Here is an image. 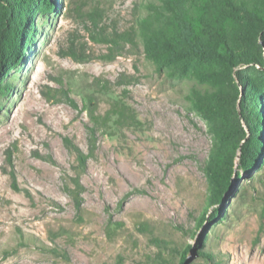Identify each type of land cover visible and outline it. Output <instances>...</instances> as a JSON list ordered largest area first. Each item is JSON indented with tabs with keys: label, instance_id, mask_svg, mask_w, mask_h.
<instances>
[{
	"label": "rangeland",
	"instance_id": "obj_1",
	"mask_svg": "<svg viewBox=\"0 0 264 264\" xmlns=\"http://www.w3.org/2000/svg\"><path fill=\"white\" fill-rule=\"evenodd\" d=\"M144 1L53 0L27 12L36 32L27 51L18 43L23 58L0 94V264H178L185 249L184 264H264V150L238 180L236 163L229 191L210 202L214 133L191 91L224 94L226 68L184 59L180 71L157 69L141 41L109 58L92 38L130 26ZM239 70L264 96V73ZM121 74L127 83L101 88ZM118 98L138 124L99 130L90 147L89 108L104 114ZM65 138L88 155L84 166Z\"/></svg>",
	"mask_w": 264,
	"mask_h": 264
},
{
	"label": "trees",
	"instance_id": "obj_2",
	"mask_svg": "<svg viewBox=\"0 0 264 264\" xmlns=\"http://www.w3.org/2000/svg\"><path fill=\"white\" fill-rule=\"evenodd\" d=\"M35 2L48 11L46 6H52L53 0H0V94L8 91L6 78L23 58V50H28L29 40L36 32L35 24L27 23V12ZM141 8L144 13L134 17L130 26L111 32L101 30L96 33L99 37L92 36L109 46V58L137 49L141 41L146 58L157 69L175 66L180 71L186 67L184 59L212 61L226 68L229 89L224 94L191 91V95L198 97V112L211 121L209 125L214 133L207 174L212 182L210 202H218L231 187L236 163L238 180V171H251L261 161L264 150V96L245 73L240 70L234 72L235 76L232 73L233 68L241 65H251L264 73L258 69L259 65L264 66V0H145ZM91 21L94 24L93 18ZM21 41L23 50L17 51ZM129 78L131 75L121 74L115 81L102 79L100 86L106 90L111 84L127 83ZM95 81L98 85L99 80ZM89 116L93 122L88 126L90 147H94L99 130L112 134L116 128L138 124L134 110L122 98L112 101L104 114H97L90 107ZM64 142L84 166L88 155L68 138ZM10 174L12 187L19 190L14 173ZM221 210V206L215 207L211 217ZM204 218L200 217L199 225ZM186 254L187 249L178 264L185 263Z\"/></svg>",
	"mask_w": 264,
	"mask_h": 264
}]
</instances>
